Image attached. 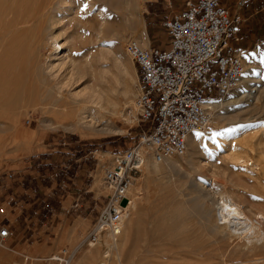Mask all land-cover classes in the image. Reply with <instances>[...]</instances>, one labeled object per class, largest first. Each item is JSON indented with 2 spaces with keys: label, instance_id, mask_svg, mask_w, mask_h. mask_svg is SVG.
Here are the masks:
<instances>
[{
  "label": "rangeland",
  "instance_id": "374dc122",
  "mask_svg": "<svg viewBox=\"0 0 264 264\" xmlns=\"http://www.w3.org/2000/svg\"><path fill=\"white\" fill-rule=\"evenodd\" d=\"M184 1L54 0L55 5L41 19L42 26L18 36L8 46L4 42L10 25L6 11L24 3L0 0V152H5L0 156V174L24 175L34 155L50 156L59 136L66 134L87 147L100 145L107 151L98 165L90 167L92 188L97 195L106 194L102 185L105 166L114 152L127 149L141 131L132 108L138 77L127 41L132 37L144 45L153 44L159 37L160 16L170 4L180 8ZM263 7L264 0H260L246 22L258 35L246 52V70L257 74L259 96L241 99L234 92L219 101L208 128L189 138L184 155H174L176 169L169 167L154 175L143 166L132 194L144 183L145 202L138 205L135 227L130 231L126 226L123 235L114 240L120 250H105L98 256L100 242L82 243L96 216L91 208H83L62 223L52 220L51 226L32 237L31 230L22 233L26 222L15 220L18 212L8 213L0 222L10 223L14 235L0 239L4 264H13L23 253L41 264L40 259L56 251L77 246L71 264H264V249L251 248L247 239H224L210 229L203 204L191 195L198 191L214 202H225L227 196L237 199L255 227L248 237L257 236L264 244V226L260 228L262 221L264 224ZM257 41L260 43L255 45ZM62 103L70 115L77 111L78 117L57 115L68 113L52 106ZM17 127L26 138H17ZM25 186L34 185L27 181ZM7 194L0 192V202ZM257 222L259 226H255ZM49 229L51 233L46 232Z\"/></svg>",
  "mask_w": 264,
  "mask_h": 264
},
{
  "label": "built area",
  "instance_id": "2783aa9c",
  "mask_svg": "<svg viewBox=\"0 0 264 264\" xmlns=\"http://www.w3.org/2000/svg\"><path fill=\"white\" fill-rule=\"evenodd\" d=\"M250 16L232 10L223 0H185L180 8L170 4L160 16L159 37L153 44L144 45L132 37L127 41L138 77L132 108L141 131L127 149L114 152L105 166L102 185L106 194L97 195L92 188L90 167L98 165L107 151L63 134L50 156L34 155L24 175L0 174V192H8L0 202V217L18 212L17 220L28 212L30 227L49 226L50 220L62 223L83 208H91L96 216L82 243L98 244L105 235L118 239L144 156L150 154L161 162L184 155L190 135L205 131L216 103L238 88L248 67L249 49L238 47L240 32ZM256 92L251 90L253 95ZM27 181L34 186L26 187ZM31 232V237L37 234ZM13 235L10 223L0 222V239ZM77 250L78 246L64 247L40 259L41 264H71ZM37 260L23 253L13 264H38Z\"/></svg>",
  "mask_w": 264,
  "mask_h": 264
},
{
  "label": "bare ground",
  "instance_id": "6f19581e",
  "mask_svg": "<svg viewBox=\"0 0 264 264\" xmlns=\"http://www.w3.org/2000/svg\"><path fill=\"white\" fill-rule=\"evenodd\" d=\"M124 1L128 2V0H124ZM53 2H54V0H48V1L47 0H23V3H24L23 6L18 7L16 5L13 7H9V9H10L9 12L6 11V18L8 19V21H10V23H9L10 25H8L6 27V29H5L6 31L4 33L5 36L8 35V38L4 39V42L6 43V45L13 46L14 43H16L15 41L17 40L18 36H23V35L27 34L31 30H33L34 27H41L43 24L41 22V19H42V17L45 16V11L48 10V7L52 6L54 4ZM1 11H2L1 13L3 14L4 8ZM35 22H37V23H35ZM144 44H146V43H144ZM258 83H259V81H258L257 74L253 70H246L245 74L241 78V81L239 83L238 88L234 91V92L238 93V95L236 94V97H239L241 95V99H244L247 97H251V98L254 97L255 98L256 96H259L256 93H254V95L251 93V90H254V92H256L258 90ZM260 88L261 87L259 86V89ZM249 93L251 94V96L247 95ZM261 95H262V93H261ZM228 97H226V98H228ZM217 104L218 103H216V105L214 106V109L217 107ZM52 106H53V108H56V109H66L67 110V106L65 103L53 104ZM67 111H68V113H66V114L58 112L57 115H60V116L62 115L63 117H70L72 115L73 118L78 117L77 111L73 112V114H71V115L69 114L70 110H67ZM89 118H91V116L87 117V120ZM212 120H213V118L211 119L210 123H212ZM15 130H16L15 133H16V136L18 139H20L22 137L26 138L25 132L22 128L17 127V129H15ZM194 134L195 133L191 134L190 137H193ZM22 139H21V141H22ZM26 142H27V140L25 139V143ZM4 154H5V152H0V156L2 155V157H3ZM147 156H150L152 159H150V161H149V159H146ZM174 158H175V156H172V157H169V158H167L161 162H158L152 157V155L147 154L144 156V165L146 166L148 173H153V174L159 173L164 169H169V167L176 169L178 167V163ZM237 158L240 159V157H237ZM244 159H246V158H244ZM241 160L242 159H240V161ZM245 162H246V160H245ZM152 178H153V176H152ZM143 185H144V183L141 182L140 187H138L136 190V193L135 194L131 193L132 202L130 205V212L125 217L124 225H123V231L118 238H120L123 235V232H124V229L126 228V226L131 231L136 225V219H137L136 214H138V212H137L138 211V205L140 204V202H143L144 197H145ZM196 188H197V186H196ZM194 194L196 195L198 201H200V203L203 204L204 213H205V216H206L207 221H208V226L210 225V229L212 228L214 230V232H216V234H218V236H222V237H224V239L225 238H229V239L234 238V239H238V240L241 238L247 239V240H249L248 244H250L252 246L251 248H254L255 250L259 249V248L264 249L263 242H260L256 238L257 236L254 237V236H251L252 235L251 234V235H249L251 237H248L247 233H249L250 231L253 230V229L250 230V228H255V227L254 226L252 227V225H254L253 222L251 221L252 218L249 219V217L246 215L248 213V211H246V209H245V211L247 213H245V211H244V208H246V207L243 208L242 204L240 205L239 203H237V201H238L237 199H236L237 200L236 201L232 197L227 196V198H226L227 200H225V202H222L223 200L220 199V201L222 200L221 203H224V204H221L220 201L214 202L213 198L211 196H210L211 198H204L203 195L199 194L198 191L194 192L191 195H194ZM221 194L223 195V193H221ZM222 195H219V196L222 198ZM144 202H145V200H144ZM230 209H233V211H231ZM229 211L232 212V216L228 214ZM135 217H136V219H135ZM253 218H254V216H253ZM259 221L261 222V220H259ZM126 223H127V225H126ZM261 223H263V221ZM261 223H260V228H262L261 225L264 226V224H261ZM256 225H258V222H257V224H255V226ZM254 231H253V234L257 233L256 229ZM213 238H215V237H213ZM133 245H134V243H133ZM99 246H100V249L98 248L99 250L97 249L95 252V254L96 255L98 254V256H99V254L101 255V252H103L105 250H109V249H113V248H115V249L117 248L120 250L119 245L116 244L115 241L109 235H105L102 238ZM129 248H131V246ZM93 254H94V252H93ZM94 257H96V256H94ZM102 264H105V263L103 262Z\"/></svg>",
  "mask_w": 264,
  "mask_h": 264
},
{
  "label": "crops",
  "instance_id": "0c3cea01",
  "mask_svg": "<svg viewBox=\"0 0 264 264\" xmlns=\"http://www.w3.org/2000/svg\"><path fill=\"white\" fill-rule=\"evenodd\" d=\"M223 1L232 10H234V11H240V12L242 11L245 14V16L248 17L250 15L253 16L252 14H254V12L256 11V7L259 4V1L260 0H223ZM249 19H250V17H249ZM250 27H251L250 25H246V23L244 24V26H243V28H242V30L240 32L241 41L238 44V47L249 48L250 49L251 45L256 40V37H258V35L256 34V32H253L252 33V29L253 28L251 29V31L249 30ZM262 31H264V30H262ZM147 38H148L149 41L152 42V40L150 38V35L148 33H147ZM17 190H19V188ZM26 216L29 217V213L28 212H25L22 215V218H21V221H26L27 222V224L24 226V229H23L22 233L26 232L27 229H31V230H33V232H35L38 235H40V232H41V230L43 229L44 226L43 225L42 226H35L34 225V226H31L30 227L29 226V223H31V221L29 219H27ZM51 222H52L51 220L48 221L49 226H51V224H50ZM46 232L51 233L50 232V229L48 231H46ZM0 264H4L3 256L1 254H0Z\"/></svg>",
  "mask_w": 264,
  "mask_h": 264
},
{
  "label": "water",
  "instance_id": "95a60500",
  "mask_svg": "<svg viewBox=\"0 0 264 264\" xmlns=\"http://www.w3.org/2000/svg\"><path fill=\"white\" fill-rule=\"evenodd\" d=\"M123 204H124V205L126 204V200L123 202Z\"/></svg>",
  "mask_w": 264,
  "mask_h": 264
}]
</instances>
